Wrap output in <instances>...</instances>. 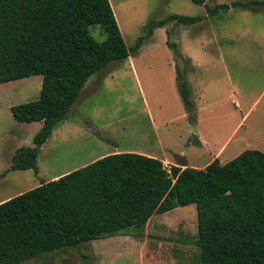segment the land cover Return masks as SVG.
I'll list each match as a JSON object with an SVG mask.
<instances>
[{"label":"rangeland","instance_id":"1","mask_svg":"<svg viewBox=\"0 0 264 264\" xmlns=\"http://www.w3.org/2000/svg\"><path fill=\"white\" fill-rule=\"evenodd\" d=\"M109 2L129 49L146 34L150 19L205 14L204 6L191 0ZM89 32L98 41L105 39L98 25H90ZM167 38L190 67L193 116L177 91L175 56ZM41 80L33 75L0 83V174L9 168L15 149L32 145L42 125L18 122L10 112V106L38 97ZM245 149L264 152V7L228 10L191 25L172 20L154 28L137 51L89 77L68 117L41 145L38 171H8L0 178V200L106 153L154 156L169 170L187 164L183 159L202 165L215 154L225 163ZM141 232L137 237V230L129 227L121 235L45 252L20 264H199L195 204L153 215Z\"/></svg>","mask_w":264,"mask_h":264},{"label":"trees","instance_id":"2","mask_svg":"<svg viewBox=\"0 0 264 264\" xmlns=\"http://www.w3.org/2000/svg\"><path fill=\"white\" fill-rule=\"evenodd\" d=\"M191 1L203 5L205 14L150 19L146 34L129 49L109 0H0V83L42 77L36 99L10 106L16 121L42 125L32 145L15 149L0 178L10 170L36 173L41 145L68 117L89 77L137 51L154 28L264 7V0L213 6ZM93 24L104 40L90 34ZM166 44L175 56L177 91L193 116L190 67L174 41L167 38ZM191 203L199 264H264V152L257 149H245L225 163L214 158L203 168L171 165L169 170L154 156L114 152L41 182L0 202V264H20L45 252L121 235L129 227L140 237L153 215Z\"/></svg>","mask_w":264,"mask_h":264},{"label":"crops","instance_id":"3","mask_svg":"<svg viewBox=\"0 0 264 264\" xmlns=\"http://www.w3.org/2000/svg\"><path fill=\"white\" fill-rule=\"evenodd\" d=\"M238 104V103H237ZM246 114H247V112H245L242 116H241V118H240V120L241 119H243L245 116H246ZM19 122V121H18ZM236 125H238V124H236ZM238 127V126H237ZM234 132H235V129L233 128V130L229 133V141L232 139V137H233V135H234ZM228 141V142H229ZM228 144V143H227ZM227 148V147H226ZM226 148H225V150H226ZM224 150V151H225ZM107 154V153H106ZM106 154H104V155H106ZM102 156V155H101ZM101 156H99V157H101ZM221 155H219V154H215L214 156L212 155V158H211V160H209L208 162H206V163H204V164H202V165H199L198 163H197V161L196 162H194V161H190V160H188V159H183V161L184 162H186L187 164H178V166H180L181 168H183V167H185V166H192V167H198V168H203L205 165H207L210 161H212L214 158H219ZM95 159H97V158H94L93 160H95ZM160 159V158H159ZM93 160H91V161H93ZM182 161V162H183ZM220 162V161H219ZM221 163V162H220ZM66 173V172H65ZM60 175H62V174H60ZM60 175H55L54 177H52L51 179H53V178H57V177H59ZM21 193V192H20ZM8 198H10V197H8ZM8 198H5V199H1L0 200V202L1 201H4V200H6V199H8Z\"/></svg>","mask_w":264,"mask_h":264}]
</instances>
